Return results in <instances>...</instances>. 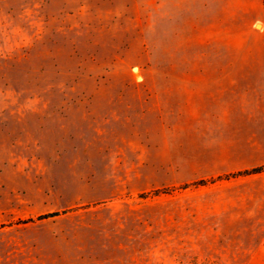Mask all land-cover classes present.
Masks as SVG:
<instances>
[{
	"label": "rangeland",
	"instance_id": "374dc122",
	"mask_svg": "<svg viewBox=\"0 0 264 264\" xmlns=\"http://www.w3.org/2000/svg\"><path fill=\"white\" fill-rule=\"evenodd\" d=\"M178 20L147 0H0V264H246L264 248L247 122L177 86L187 60L264 57V36L242 44L264 18H228L234 44H178Z\"/></svg>",
	"mask_w": 264,
	"mask_h": 264
},
{
	"label": "crops",
	"instance_id": "0c3cea01",
	"mask_svg": "<svg viewBox=\"0 0 264 264\" xmlns=\"http://www.w3.org/2000/svg\"><path fill=\"white\" fill-rule=\"evenodd\" d=\"M150 1L156 2L157 8L160 6L163 18L179 19L175 30L178 44H234L231 39L234 31L226 22L228 18H264V0H147ZM218 33L225 34L226 40L218 41ZM202 34L207 36L204 42ZM246 35L242 44H257L256 37L264 36L250 26ZM184 64L191 67L177 74L178 90L193 93L185 97L184 103L195 105L199 90H208L211 95L202 98L209 100L211 107L224 109L227 121L232 113L236 123L240 119L247 122L249 133L246 135L254 138L243 144L244 163L239 169L263 166L264 57L193 58ZM246 264H264V248L252 251Z\"/></svg>",
	"mask_w": 264,
	"mask_h": 264
},
{
	"label": "trees",
	"instance_id": "16d2710c",
	"mask_svg": "<svg viewBox=\"0 0 264 264\" xmlns=\"http://www.w3.org/2000/svg\"><path fill=\"white\" fill-rule=\"evenodd\" d=\"M262 171V168H254V169H251V170H246L245 172H239L238 174L239 175H250V174H256V173H259ZM206 181L205 180H201L198 184H205ZM58 214L57 213H53V214H50L49 216H43V218H46V217H55L57 216Z\"/></svg>",
	"mask_w": 264,
	"mask_h": 264
}]
</instances>
